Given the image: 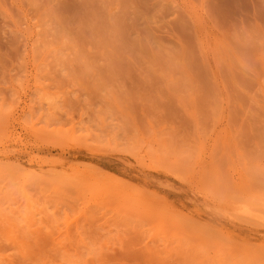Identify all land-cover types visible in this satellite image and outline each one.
I'll use <instances>...</instances> for the list:
<instances>
[{"label":"rangeland","instance_id":"obj_1","mask_svg":"<svg viewBox=\"0 0 264 264\" xmlns=\"http://www.w3.org/2000/svg\"><path fill=\"white\" fill-rule=\"evenodd\" d=\"M0 264H264V0H0Z\"/></svg>","mask_w":264,"mask_h":264}]
</instances>
